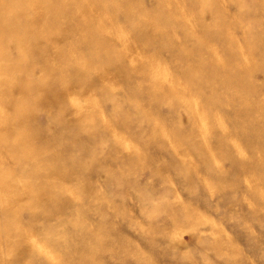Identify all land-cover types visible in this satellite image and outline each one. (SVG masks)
<instances>
[{
    "label": "rangeland",
    "instance_id": "374dc122",
    "mask_svg": "<svg viewBox=\"0 0 264 264\" xmlns=\"http://www.w3.org/2000/svg\"><path fill=\"white\" fill-rule=\"evenodd\" d=\"M1 224L0 264H264V0H0Z\"/></svg>",
    "mask_w": 264,
    "mask_h": 264
},
{
    "label": "bare ground",
    "instance_id": "6f19581e",
    "mask_svg": "<svg viewBox=\"0 0 264 264\" xmlns=\"http://www.w3.org/2000/svg\"><path fill=\"white\" fill-rule=\"evenodd\" d=\"M0 234L7 235V236H16V238H10V237H4L2 239L0 238V247H1L0 248L1 249L0 250V255L2 256L3 260H4V257H6V256L8 257L9 254H10V256L15 257V258L16 257L21 258L23 256L31 257L33 254H38L37 248L32 243L33 241H29V237H26V235L23 234L21 231L10 230L9 228L8 229H4V225L1 224V226H0ZM21 235H24L25 237L24 238H18V237H21ZM26 238L28 239V242H29L28 244H27V239ZM30 238H31V240L32 239L35 240L32 237H30ZM10 244L11 245L13 244V248L9 252V251H6L5 249H6V245H10ZM39 248H40V246H39Z\"/></svg>",
    "mask_w": 264,
    "mask_h": 264
}]
</instances>
